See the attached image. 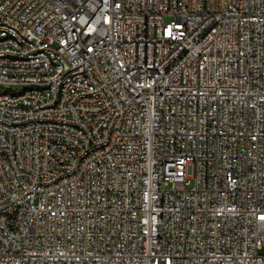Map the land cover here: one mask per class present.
<instances>
[{"label":"built area","instance_id":"2783aa9c","mask_svg":"<svg viewBox=\"0 0 264 264\" xmlns=\"http://www.w3.org/2000/svg\"><path fill=\"white\" fill-rule=\"evenodd\" d=\"M0 264H264V0H0Z\"/></svg>","mask_w":264,"mask_h":264},{"label":"rangeland","instance_id":"374dc122","mask_svg":"<svg viewBox=\"0 0 264 264\" xmlns=\"http://www.w3.org/2000/svg\"><path fill=\"white\" fill-rule=\"evenodd\" d=\"M2 90H5V87H3Z\"/></svg>","mask_w":264,"mask_h":264}]
</instances>
